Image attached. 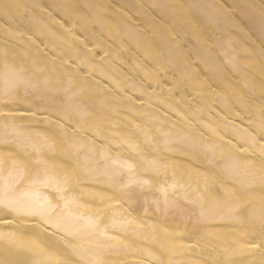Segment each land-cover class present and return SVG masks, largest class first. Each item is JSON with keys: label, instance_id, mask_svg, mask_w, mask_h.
<instances>
[{"label": "clouds", "instance_id": "1", "mask_svg": "<svg viewBox=\"0 0 264 264\" xmlns=\"http://www.w3.org/2000/svg\"><path fill=\"white\" fill-rule=\"evenodd\" d=\"M0 264H264V0H0Z\"/></svg>", "mask_w": 264, "mask_h": 264}]
</instances>
